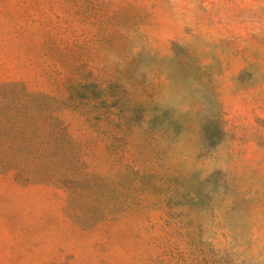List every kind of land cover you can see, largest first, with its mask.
Returning <instances> with one entry per match:
<instances>
[{"label":"rangeland","instance_id":"1","mask_svg":"<svg viewBox=\"0 0 264 264\" xmlns=\"http://www.w3.org/2000/svg\"><path fill=\"white\" fill-rule=\"evenodd\" d=\"M0 264H264V0H0Z\"/></svg>","mask_w":264,"mask_h":264}]
</instances>
